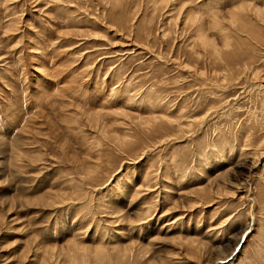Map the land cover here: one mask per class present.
Returning <instances> with one entry per match:
<instances>
[{
  "label": "rangeland",
  "instance_id": "rangeland-1",
  "mask_svg": "<svg viewBox=\"0 0 264 264\" xmlns=\"http://www.w3.org/2000/svg\"><path fill=\"white\" fill-rule=\"evenodd\" d=\"M0 264H264V0H0Z\"/></svg>",
  "mask_w": 264,
  "mask_h": 264
},
{
  "label": "water",
  "instance_id": "water-1",
  "mask_svg": "<svg viewBox=\"0 0 264 264\" xmlns=\"http://www.w3.org/2000/svg\"><path fill=\"white\" fill-rule=\"evenodd\" d=\"M242 239H243V238H242ZM241 242H242V240H241ZM240 245H241V243H240ZM240 245H239V246H240ZM239 246H238V247H239Z\"/></svg>",
  "mask_w": 264,
  "mask_h": 264
}]
</instances>
